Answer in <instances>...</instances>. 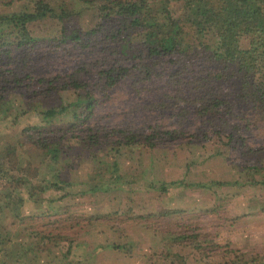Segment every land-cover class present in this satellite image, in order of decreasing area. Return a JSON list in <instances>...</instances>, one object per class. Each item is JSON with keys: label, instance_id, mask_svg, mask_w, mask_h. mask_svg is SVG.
I'll return each mask as SVG.
<instances>
[{"label": "rangeland", "instance_id": "1", "mask_svg": "<svg viewBox=\"0 0 264 264\" xmlns=\"http://www.w3.org/2000/svg\"><path fill=\"white\" fill-rule=\"evenodd\" d=\"M35 1L0 0V12L29 10ZM183 3L172 5L176 16L183 14ZM198 6L194 1L184 12L192 13ZM90 7L77 5L80 15L71 20L70 28L76 23L84 30L94 26L97 10ZM56 8L60 11L59 5ZM61 28L56 18L30 26L39 40L33 48L38 74L35 80L68 75L96 59L88 49L61 42ZM207 34L212 37V32ZM241 44L247 46L248 40L242 39ZM198 58L194 59L199 65ZM193 66L184 69V83L178 86L171 82L176 68L169 60L148 81L131 75L106 92L95 86L97 105L92 117L71 133H83L77 128L132 126L149 134L156 127L160 138H169L167 131H174L177 138L154 148L124 146L121 154L106 158L107 165L92 158L80 162L68 169L67 178L75 185L67 189L70 195L61 201H48L59 192L44 194L48 200L39 207L25 194L27 201L19 219L15 221L9 209V214L0 215V264H264V183H251L264 179V118L247 104H237L236 116L227 118L232 125L227 132L215 133L210 141H192L201 122L196 116L197 105L166 96L175 95L177 88L186 95L185 83L199 76L201 70ZM93 72L83 76L91 84L97 81ZM35 80L25 83L34 85L30 89L46 87ZM8 99L0 107L3 151L18 141L25 127L47 125L42 111L72 105L76 95L63 91L27 99L15 94ZM181 109H188L185 117L178 115ZM73 120L72 113L65 112L48 124L64 130ZM234 124H239L236 135L242 139L236 137L231 143L226 135L234 132ZM23 149V157L34 166L44 163L42 152L28 146ZM114 161L118 163L115 171ZM54 171L41 166L40 173L49 180ZM113 176L121 180L114 178L112 182ZM96 184L105 188L92 191L90 187ZM5 185H9L8 180L0 178V188ZM50 231L74 241L62 239L50 244L39 238Z\"/></svg>", "mask_w": 264, "mask_h": 264}, {"label": "trees", "instance_id": "2", "mask_svg": "<svg viewBox=\"0 0 264 264\" xmlns=\"http://www.w3.org/2000/svg\"><path fill=\"white\" fill-rule=\"evenodd\" d=\"M55 1L37 0L29 10L0 12V107L15 94L26 99L31 95L63 91H73L76 95L72 105L51 107L41 112V118L47 125L25 127L16 143L8 144L4 151L0 150V178L9 182L0 188V215L9 214V209L15 215V221L19 219L27 201L25 194L39 207L42 201L48 200L44 194L59 192L48 200L50 203L69 196L67 189L75 184L67 178L68 169L88 158L101 159L107 165L106 158L121 154L124 146L154 148L177 138L174 131H167L169 138H160L156 127L149 134L143 128L132 126L77 128L83 133H71L92 117L97 105L95 86L100 85L99 90L106 92L131 75L148 81L157 75V69L167 60L174 63L176 72L171 82L178 86L184 83L181 78L184 69L192 64L201 70L199 76L185 83L188 86L186 95L177 88L175 95L166 96L197 105L196 116L201 122L192 141H210L215 133L227 132L232 126L227 118L236 116L233 112L237 104H247L264 118V0ZM194 1L199 6L192 13H185ZM182 2L183 14L176 16L172 5ZM53 3L59 5L60 11ZM79 4H88L97 10L98 18L90 29L84 30L77 23L70 28L71 20L80 15ZM48 18L61 22V42L88 49L90 55L96 54V59L84 62L68 75L40 76L35 80L33 77L38 74L35 72L33 48L39 40L32 35L30 26ZM210 32L212 37L207 34ZM242 39L248 40L247 46H242ZM195 57H199V65ZM94 67L96 70L93 72ZM90 72L97 76L94 84L83 77ZM33 80L45 83L46 87L30 89L32 83L25 82ZM225 86L232 88L226 89ZM65 112L72 113L74 119L68 123V128L56 130L49 127L48 123ZM187 112L188 109H181L178 115L185 117ZM216 120L222 121L220 125L214 123ZM215 126H220V129L216 131ZM234 126V132L226 135L231 143L236 137L242 139L241 135H236V130H240L239 124ZM241 142L245 147L244 140ZM25 146L42 152L44 163L34 166L33 161L25 159ZM115 162L114 171L118 166ZM41 166L55 170L49 175V180L41 175ZM114 178L121 180L120 176H113L112 182ZM251 183H264V179H255ZM90 188L97 191L105 187L96 184ZM52 232L43 233L39 238L50 244L68 239Z\"/></svg>", "mask_w": 264, "mask_h": 264}]
</instances>
